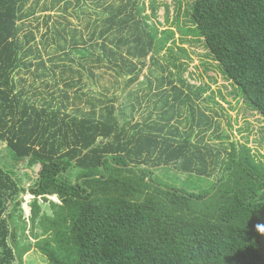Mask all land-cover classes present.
I'll list each match as a JSON object with an SVG mask.
<instances>
[{
	"label": "trees",
	"instance_id": "1",
	"mask_svg": "<svg viewBox=\"0 0 264 264\" xmlns=\"http://www.w3.org/2000/svg\"><path fill=\"white\" fill-rule=\"evenodd\" d=\"M97 1L108 14L104 27L97 34L94 24L81 49L71 34L73 48L85 62L126 75L122 91L140 79L146 59L158 65L165 49L174 57L168 45L174 30L152 21L157 0L151 14L144 13L146 0ZM192 4L191 25L182 33L204 40L227 80L264 117V0ZM71 6V0H0V142L10 153L0 160V264H24L33 248L52 264H264V154L226 133L214 135L218 142L206 140L218 125L199 105L210 86L180 75L186 66L180 53L181 85L154 94L160 97L146 115L149 77L139 87L141 98L127 91L121 101L105 92L85 99L80 81L72 102L65 92L39 105L19 89L16 77L42 56L33 30L24 32L26 19L40 9L50 12L48 24L52 11L68 13ZM65 26H55L54 38L68 43ZM39 63L37 70L45 64ZM160 170L174 171L179 187L163 182ZM27 193L34 196L31 232L23 211ZM40 199L49 201L52 214L42 213Z\"/></svg>",
	"mask_w": 264,
	"mask_h": 264
},
{
	"label": "rangeland",
	"instance_id": "2",
	"mask_svg": "<svg viewBox=\"0 0 264 264\" xmlns=\"http://www.w3.org/2000/svg\"><path fill=\"white\" fill-rule=\"evenodd\" d=\"M71 1L72 6L69 12L62 14L60 10L52 11V18L48 24L46 20L50 12L41 11L40 9L33 17L26 19L24 32L33 30L36 36L35 47H39L42 56L40 59H33L34 67H31L30 71H24L16 78L19 81V89L23 88L25 91H28L32 99H35L39 105L43 104L45 100H52L54 97L58 98L65 92L69 94L71 101L75 91L81 85L78 83L79 81L85 84L83 88V92L87 93L85 99L93 94V92L97 96L101 92H105L108 97L120 95L121 101L126 99L125 95L127 91L133 92L134 95L136 94L134 91H136L141 98L145 91L139 89V87L146 86L149 83L147 79L149 77L153 81V88L151 93L143 97L144 105L142 109H145L146 115L153 108L155 100L160 97V95L156 96L154 94H158V91L170 88L173 85H181L179 81V60L175 57L179 56L180 53L182 55L181 62L186 63L185 69L180 75L183 74L191 84H196L197 86L207 84L210 86L204 95L206 99L201 100L199 105L211 116L216 117L218 125L208 132L206 140L218 142L214 135L226 133V135H229L230 140L248 143L250 147L264 154V117L246 103L236 85L227 80L219 67V63L210 56L204 40H199L192 35H184L180 29L191 25L188 11L191 5L193 6L194 0H157L158 12L157 16L152 18V21H156L161 30L166 28L174 30L175 44L173 40H170L168 43V45L174 46V57H171L170 51L165 49L158 57V65L146 59V66H143L140 79L134 82L132 86H129L126 89L127 91H122V88L125 86L124 80L126 75L120 74L117 70L108 68L106 65L95 64L94 66L91 59H87L85 62V59L77 52L76 48H73L71 34L74 33L76 35V40L79 41L77 49H81L84 46L82 42L83 38L89 40L94 24L97 23V34L99 30H102L104 27L102 20L104 16L108 15L107 12L105 13L104 7L99 5L97 0H80V4H77V0ZM101 2H105L104 5L114 3L115 6H118L122 1L102 0ZM179 2L182 4L181 12H179ZM145 3L146 11L144 13L151 14V0H146ZM63 16L67 19H63ZM177 16H179L178 22H176ZM57 21L62 23H58ZM64 25H66L68 43L57 35L54 38L55 26L57 29L62 30ZM181 36L185 37L186 40L182 41ZM101 42L102 39L99 38V43L101 44ZM60 43L65 47L64 49H58ZM179 46L185 48L186 51L179 50ZM126 49L124 47L122 51L126 53ZM94 51L98 55L101 54L99 47L94 49ZM40 60H43L45 64L37 70ZM135 60L140 62L138 59ZM173 62L178 63L177 67L173 66ZM139 66H141V63H139ZM161 66H164L166 70H162ZM169 72H173V75H170ZM168 79H171L173 83H169ZM159 80L165 81L164 86L161 88L157 87ZM73 81L78 84L75 87H69L67 84ZM210 96H213L214 99H211ZM185 116L186 114L183 117ZM140 118H142V115L137 114L136 119ZM184 121L186 120L184 119ZM216 127H218V131ZM230 140H226V142L228 143ZM1 143L0 160L5 162L9 159L10 153L8 149H5L6 144ZM23 163L21 162L20 164ZM37 170L38 168L36 167ZM158 174L167 185L179 187V180L174 178V171L169 170L166 172L165 170H160ZM185 176V179L190 177ZM29 182L30 180H27V184ZM190 183L194 185V188H202L199 179L192 178ZM208 183H206L204 188L210 187ZM33 197L29 193L22 196L23 211L28 220L27 226L30 232L33 229L30 221ZM50 198L59 201L57 196H50ZM40 204L42 206V213L52 214L53 209L49 201L40 199ZM34 231L41 234L43 231L42 225L37 224L34 227ZM31 240L32 242L36 241L33 238ZM24 264L52 263L39 249L33 248L24 257Z\"/></svg>",
	"mask_w": 264,
	"mask_h": 264
}]
</instances>
